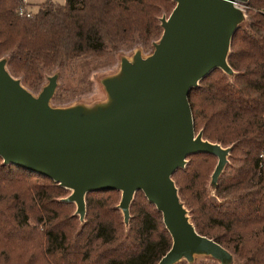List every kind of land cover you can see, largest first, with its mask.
<instances>
[{
    "label": "trees",
    "instance_id": "trees-1",
    "mask_svg": "<svg viewBox=\"0 0 264 264\" xmlns=\"http://www.w3.org/2000/svg\"><path fill=\"white\" fill-rule=\"evenodd\" d=\"M23 0H0V57L30 91L46 76L87 55L161 33L159 16L173 0H52L29 16ZM245 18L233 31L226 62L187 92L195 131L230 146L214 186L216 156L186 155L171 177L194 229L235 255L241 264H264V0H246ZM53 92L50 102L58 105ZM66 187L0 157V264H156L170 245L160 212L136 189L124 223L117 189L84 194L81 220L63 201ZM68 189V188H67ZM211 258V257H210ZM173 264H219L216 259Z\"/></svg>",
    "mask_w": 264,
    "mask_h": 264
},
{
    "label": "water",
    "instance_id": "water-1",
    "mask_svg": "<svg viewBox=\"0 0 264 264\" xmlns=\"http://www.w3.org/2000/svg\"><path fill=\"white\" fill-rule=\"evenodd\" d=\"M173 1L159 16L161 33L151 51L120 55L118 68L100 77L103 99L52 105L56 71L33 93L0 57V157L68 188L62 200L74 203L79 220L87 191L117 189L126 223L140 189L170 236L156 264L192 262L196 255L229 264L231 252L194 229L171 174L187 154L209 152L216 156L209 177L214 186L227 161L230 146L194 130L187 92L212 68L232 74L226 55L246 0Z\"/></svg>",
    "mask_w": 264,
    "mask_h": 264
},
{
    "label": "rangeland",
    "instance_id": "rangeland-1",
    "mask_svg": "<svg viewBox=\"0 0 264 264\" xmlns=\"http://www.w3.org/2000/svg\"><path fill=\"white\" fill-rule=\"evenodd\" d=\"M26 1L29 9L34 11L37 5L44 0ZM52 1L57 3L64 2V0ZM240 6L244 10V4ZM169 11H164L161 15H167ZM151 43L152 42H149L145 46L133 44L125 48L120 47L117 50L108 49L103 54L87 55L86 57L74 62V64L68 69L54 70L58 73L56 77V86L53 91L55 93V97L59 99L58 105H66L76 101L91 102L93 100L103 99L105 94L102 85L99 82L100 77L114 72L118 68L120 55L130 57L135 48H139L142 55L148 54L152 49ZM45 81L46 79H44L43 82L45 83ZM37 91L38 90H32L33 93H36ZM50 103L54 105V103ZM65 190L67 194L69 189L65 188ZM74 208L75 205H72V212H74ZM211 259L212 258L209 256L196 255L193 262L201 260L209 261ZM229 264H241V262L235 255H233Z\"/></svg>",
    "mask_w": 264,
    "mask_h": 264
},
{
    "label": "built area",
    "instance_id": "built-area-1",
    "mask_svg": "<svg viewBox=\"0 0 264 264\" xmlns=\"http://www.w3.org/2000/svg\"><path fill=\"white\" fill-rule=\"evenodd\" d=\"M16 12L18 15L29 16L31 14V9H29L27 5L21 4L16 8Z\"/></svg>",
    "mask_w": 264,
    "mask_h": 264
},
{
    "label": "crops",
    "instance_id": "crops-1",
    "mask_svg": "<svg viewBox=\"0 0 264 264\" xmlns=\"http://www.w3.org/2000/svg\"><path fill=\"white\" fill-rule=\"evenodd\" d=\"M23 1L27 3V1H26V0H23Z\"/></svg>",
    "mask_w": 264,
    "mask_h": 264
}]
</instances>
